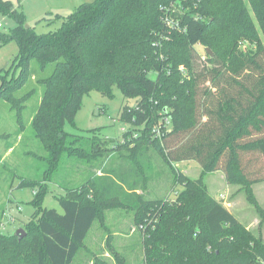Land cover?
<instances>
[{
  "label": "trees",
  "instance_id": "1",
  "mask_svg": "<svg viewBox=\"0 0 264 264\" xmlns=\"http://www.w3.org/2000/svg\"><path fill=\"white\" fill-rule=\"evenodd\" d=\"M0 11L16 21L1 39L15 40L19 47L10 68L14 72L0 71V101L13 108L16 97L26 102L37 95L36 88L24 90L36 73L43 96L31 125L53 159L65 150L81 151L65 125L74 123L84 96L92 90L111 95L117 85L125 98H135L121 110L127 130L116 139L118 149L147 139L170 164L194 160L206 173L222 172L230 184L264 180V0H92L47 33L27 26L24 11L8 0H0ZM198 43L208 59L199 56ZM33 61L40 71L31 69ZM48 66L53 71L44 76ZM19 111L22 130L21 106ZM88 131H94L86 137L93 149L105 150L113 140ZM116 174L129 182L127 173ZM175 180L183 189L174 202L144 200L156 213L144 226L137 264L264 262V243L239 252L246 242L229 232L239 227L237 216L200 180L180 170ZM19 185L36 183L21 180ZM46 194L42 190L31 201L35 211L22 239L0 227L1 264H19L26 245L36 264H72L76 258L98 208L81 200L85 189L79 187L59 201L62 212L46 207L39 212ZM115 258L126 263L118 254Z\"/></svg>",
  "mask_w": 264,
  "mask_h": 264
},
{
  "label": "rangeland",
  "instance_id": "2",
  "mask_svg": "<svg viewBox=\"0 0 264 264\" xmlns=\"http://www.w3.org/2000/svg\"><path fill=\"white\" fill-rule=\"evenodd\" d=\"M8 1L24 11L27 24L38 33H47L58 29L64 17L81 3L92 0ZM166 22L173 24L172 19L166 18ZM0 23L3 25L0 34H8L16 25V21L3 11H0ZM260 38L264 42L262 32ZM195 48L202 60L208 59L204 45L198 43ZM18 51L15 40L4 43L0 37V71L9 69L14 72L10 68ZM31 69L40 71V66L33 61ZM18 71L16 69V74H19ZM52 71L53 66H48L43 75L48 76ZM30 81V86L24 90L36 88L37 95L33 98L25 102L23 97H16L18 103H15L17 106L14 109L10 102L0 101V227L4 233L16 234L20 228L29 231L26 223L35 211L31 201L42 190H46L47 194L42 196L44 200L38 205L39 212L44 207L62 212L59 201L71 189L83 187L85 194L81 200L93 202L99 216L72 264H102L105 260L110 264H119L115 254L126 262L124 264H137L143 257L142 241L147 232L144 226L154 221L155 212L147 208L144 200H177L183 189L182 185L176 186L175 180L180 170L187 177L200 180L210 194L237 216L239 227L229 232L241 243L246 242L240 253L252 252L264 243V180L251 186L230 184L222 172L206 173L197 161L170 164L164 153L156 150L147 139L132 141L118 149L116 139L122 140L127 130V124L120 120L121 110L125 104H134L135 98H125L117 85L113 86L111 95L92 90L84 96L74 123L67 122L65 125L66 131L76 134L74 148L81 151H62L61 157L55 160L31 125L43 96V88L36 73ZM21 94L19 92L17 96ZM20 106L25 122L22 130ZM92 129L100 137L113 139L105 150L93 149L91 139L86 138L94 135V131H88ZM116 172L127 173L129 182L124 183ZM21 180H30L36 185L20 186ZM111 181L113 188L108 189ZM21 249L19 264H36L28 246Z\"/></svg>",
  "mask_w": 264,
  "mask_h": 264
},
{
  "label": "water",
  "instance_id": "3",
  "mask_svg": "<svg viewBox=\"0 0 264 264\" xmlns=\"http://www.w3.org/2000/svg\"><path fill=\"white\" fill-rule=\"evenodd\" d=\"M29 26V24H27ZM210 50V49H208ZM16 235L19 237V239H22L26 235V231L22 228H20L17 232Z\"/></svg>",
  "mask_w": 264,
  "mask_h": 264
},
{
  "label": "built area",
  "instance_id": "4",
  "mask_svg": "<svg viewBox=\"0 0 264 264\" xmlns=\"http://www.w3.org/2000/svg\"><path fill=\"white\" fill-rule=\"evenodd\" d=\"M3 27V25L0 23V28H2ZM13 220V219H12ZM264 264V263H263Z\"/></svg>",
  "mask_w": 264,
  "mask_h": 264
},
{
  "label": "crops",
  "instance_id": "5",
  "mask_svg": "<svg viewBox=\"0 0 264 264\" xmlns=\"http://www.w3.org/2000/svg\"><path fill=\"white\" fill-rule=\"evenodd\" d=\"M133 173H134V172H133ZM132 176H133V175H131V177H132ZM134 176L136 177V175H134ZM131 177H130V178H131Z\"/></svg>",
  "mask_w": 264,
  "mask_h": 264
}]
</instances>
